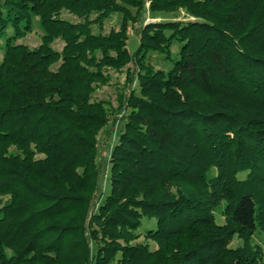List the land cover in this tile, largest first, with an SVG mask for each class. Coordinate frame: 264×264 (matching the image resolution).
Instances as JSON below:
<instances>
[{
  "label": "trees",
  "instance_id": "trees-1",
  "mask_svg": "<svg viewBox=\"0 0 264 264\" xmlns=\"http://www.w3.org/2000/svg\"><path fill=\"white\" fill-rule=\"evenodd\" d=\"M125 66L103 159L93 93ZM0 200V264H264V0H0Z\"/></svg>",
  "mask_w": 264,
  "mask_h": 264
},
{
  "label": "rangeland",
  "instance_id": "rangeland-1",
  "mask_svg": "<svg viewBox=\"0 0 264 264\" xmlns=\"http://www.w3.org/2000/svg\"><path fill=\"white\" fill-rule=\"evenodd\" d=\"M62 17L66 18L67 20L74 21L76 17L71 14L67 13L66 11L62 12ZM143 17L146 19L145 21H158V20H178L179 21H188L192 18L187 15L184 9H178V11L170 12V13H162L153 16L151 12L145 11L143 12ZM121 21V14L114 13L108 19H106L103 25V32H108L111 27H118ZM141 23L136 22L129 25L128 28V49L130 52L134 51V48L137 47L139 37H140V29ZM40 19L39 17L35 16L32 19V28L31 31L26 33L22 38L17 40L20 43H25L28 47H36L40 43L41 35H42V27H40ZM94 31L96 29H93ZM63 42L60 39L54 40L52 43V47L61 50ZM181 44L179 42H173L171 48L172 57L175 58L176 54L180 48ZM148 62L152 64V66L156 69L168 70L171 66L170 59H167L164 54L159 52H149L148 53ZM130 64V63H129ZM128 64V65H129ZM131 65V64H130ZM110 79L107 84L99 86V88L95 89L93 93V98L98 100H104L107 105L111 108L113 112L110 114L109 122L107 126L100 131L97 136V145L99 156L103 159L106 157L107 153L109 152L110 146L113 143L115 136L117 135L118 128L122 124V119L120 118V114L123 112V108H119V97L123 96L127 93L129 86L130 87H138L137 82L134 80L131 83H125V75H126V66L123 67L119 71H115L113 69L109 70ZM116 120H115V118ZM114 118V119H113ZM3 200H0V205ZM218 221L222 222L223 217L219 214ZM253 243H257L260 246L264 247V236L262 232L256 231L251 238ZM240 243V239H234L233 245Z\"/></svg>",
  "mask_w": 264,
  "mask_h": 264
}]
</instances>
